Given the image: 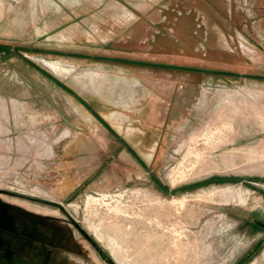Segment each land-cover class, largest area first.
<instances>
[{
    "label": "rangeland",
    "instance_id": "obj_1",
    "mask_svg": "<svg viewBox=\"0 0 264 264\" xmlns=\"http://www.w3.org/2000/svg\"><path fill=\"white\" fill-rule=\"evenodd\" d=\"M260 222L264 0H0V264H264Z\"/></svg>",
    "mask_w": 264,
    "mask_h": 264
},
{
    "label": "bare ground",
    "instance_id": "obj_2",
    "mask_svg": "<svg viewBox=\"0 0 264 264\" xmlns=\"http://www.w3.org/2000/svg\"><path fill=\"white\" fill-rule=\"evenodd\" d=\"M50 67H51V69H53V71H57L58 70V66L55 63H51Z\"/></svg>",
    "mask_w": 264,
    "mask_h": 264
},
{
    "label": "flooded vegetation",
    "instance_id": "obj_3",
    "mask_svg": "<svg viewBox=\"0 0 264 264\" xmlns=\"http://www.w3.org/2000/svg\"><path fill=\"white\" fill-rule=\"evenodd\" d=\"M258 225L262 228V229H264V224L263 223H258Z\"/></svg>",
    "mask_w": 264,
    "mask_h": 264
}]
</instances>
